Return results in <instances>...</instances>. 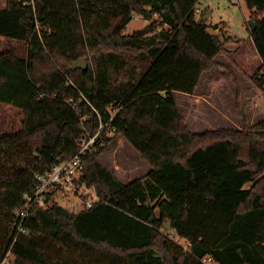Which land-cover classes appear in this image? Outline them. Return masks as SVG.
Listing matches in <instances>:
<instances>
[{
  "label": "trees",
  "instance_id": "obj_1",
  "mask_svg": "<svg viewBox=\"0 0 264 264\" xmlns=\"http://www.w3.org/2000/svg\"><path fill=\"white\" fill-rule=\"evenodd\" d=\"M199 2L7 0L0 8V37L28 45L21 56L0 41V102L22 110L19 131L0 134V260L11 252V264H264V119L192 132L175 95L195 93L224 50ZM245 2L262 60L251 81L264 93V0ZM135 12L150 25L126 34ZM81 59L86 66L75 67ZM101 121L115 134L103 133L83 158L103 201L78 212L31 204L18 232L35 172L70 158ZM117 135L149 172L123 182L99 161Z\"/></svg>",
  "mask_w": 264,
  "mask_h": 264
},
{
  "label": "rangeland",
  "instance_id": "obj_2",
  "mask_svg": "<svg viewBox=\"0 0 264 264\" xmlns=\"http://www.w3.org/2000/svg\"><path fill=\"white\" fill-rule=\"evenodd\" d=\"M198 5L201 8L197 11L200 17L204 18L209 13L206 18L209 31L221 37L224 50L216 56L220 65L203 74L195 93L176 92L179 110L192 132L223 128L239 130L243 129L244 122L250 128L264 119V93L251 81V76L262 65L250 33L249 21L253 20L251 10L245 0H200ZM5 6L6 0H0V8ZM150 22L142 14L135 12L124 33L132 34L147 27ZM0 41L3 49L14 48L21 56L26 54V43L5 37H0ZM238 89L240 107L236 102ZM21 116L22 110L13 104L0 102V134L19 131ZM99 161L123 182L141 177L152 168L121 135H117L99 156ZM253 184L248 183L247 187ZM59 201L70 210H82V203L78 199L60 198ZM173 237L188 249L186 238L176 235ZM12 259L10 252L5 259L0 260V264H11Z\"/></svg>",
  "mask_w": 264,
  "mask_h": 264
},
{
  "label": "built area",
  "instance_id": "obj_3",
  "mask_svg": "<svg viewBox=\"0 0 264 264\" xmlns=\"http://www.w3.org/2000/svg\"><path fill=\"white\" fill-rule=\"evenodd\" d=\"M115 131L114 127H109V122L101 121L96 132L90 130L82 136L78 150L70 158L59 160L46 171L35 172V190L25 194L23 207L16 211L18 232L26 231L22 222L28 217L31 204H45L46 200L60 204V198H74L82 203L83 210L103 201L96 186L89 184L85 178L83 157L95 150L96 144L102 140L103 133L114 135ZM205 260L210 261L211 258Z\"/></svg>",
  "mask_w": 264,
  "mask_h": 264
},
{
  "label": "water",
  "instance_id": "obj_4",
  "mask_svg": "<svg viewBox=\"0 0 264 264\" xmlns=\"http://www.w3.org/2000/svg\"><path fill=\"white\" fill-rule=\"evenodd\" d=\"M249 24L251 25V28H255V27H256V23H255L254 20H250V21H249ZM74 66H75V67H85V66H86V62H85L84 59H81V60L77 61V62L74 64ZM165 227H166L167 229H169V228L171 227V222H170V221L167 222V223L165 224Z\"/></svg>",
  "mask_w": 264,
  "mask_h": 264
},
{
  "label": "crops",
  "instance_id": "obj_5",
  "mask_svg": "<svg viewBox=\"0 0 264 264\" xmlns=\"http://www.w3.org/2000/svg\"><path fill=\"white\" fill-rule=\"evenodd\" d=\"M199 3H200V2H199ZM6 4H7V0H6ZM3 8H4V7H3ZM198 9L201 10V8L199 7V5H198V8H197V11H198ZM207 15H209V13H206V14L204 15V19L208 18ZM208 20H209V19H208ZM1 37H4V36H1ZM197 89H199V87H198ZM187 94H188V93H187Z\"/></svg>",
  "mask_w": 264,
  "mask_h": 264
}]
</instances>
